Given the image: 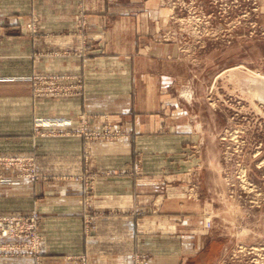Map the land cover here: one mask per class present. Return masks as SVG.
<instances>
[{
    "label": "rangeland",
    "instance_id": "obj_1",
    "mask_svg": "<svg viewBox=\"0 0 264 264\" xmlns=\"http://www.w3.org/2000/svg\"><path fill=\"white\" fill-rule=\"evenodd\" d=\"M13 5L0 15V81L28 91L21 110L34 111L22 118L31 146L0 154V189L19 206L0 214V258L90 264L76 251L78 224L86 239L95 218L118 213L133 225L125 264H264V100L248 80L264 76V0ZM15 52L24 57L5 63ZM92 74L107 79L110 102L99 93L85 106ZM72 100L79 110L64 113ZM125 179L128 207L95 205ZM68 202L75 234L66 254L53 253L50 220L65 210L51 204ZM151 231L166 235L159 253L140 240Z\"/></svg>",
    "mask_w": 264,
    "mask_h": 264
},
{
    "label": "crops",
    "instance_id": "obj_2",
    "mask_svg": "<svg viewBox=\"0 0 264 264\" xmlns=\"http://www.w3.org/2000/svg\"><path fill=\"white\" fill-rule=\"evenodd\" d=\"M15 0L13 1V3ZM13 3H6L3 0H0V15L11 18L10 12L8 10L10 9L11 6H14ZM6 38V37H5ZM16 57L17 59H21L24 57L21 52H15L12 55H6L4 56V61L5 63H10L11 58L13 59ZM31 60H27L25 63H31ZM101 75L97 74H92L87 76L86 82V90H87V99L85 102V106L88 104V100L91 98L95 99L97 96H99V93L101 92V82L105 81L107 79H100ZM2 92V93H1ZM28 94V91H22L20 88V84L17 82H11V81H0V154L4 153H13L14 155H17L21 152V147L25 146L30 147L32 144V139H31V133H29L28 128H30V124L27 127V132L22 131V118H25V116H28L29 120V115H33V111L31 112L32 108H28L27 110H21L20 106V101L23 99L21 98L23 95ZM104 94H108L104 95ZM103 96H106L110 102L111 100V95H109V92L107 91L104 93ZM98 98V97H97ZM96 98V99H97ZM65 108H64V113H67L68 111H73L77 112L79 110L77 109V103L72 101H67L64 102ZM63 104V103H61ZM86 110V107H85ZM101 110L98 109L96 111ZM107 110V109H104ZM26 119V118H25ZM25 123V122H24ZM29 123V122H27ZM68 141L69 139H65ZM70 143V142H69ZM78 143V142H77ZM71 144H76V142H71ZM25 147V148H26ZM65 147L67 149L71 148V145L65 144ZM68 151V150H67ZM62 152V153H56L58 155H46L49 158H53L54 156L56 159L60 158V156L64 155L65 153L68 154V152ZM9 155V154H8ZM69 155V154H68ZM40 159H43V157H40ZM45 159V157H44ZM52 160V159H50ZM126 179L121 180V185L122 187L118 190L117 187L108 188L107 190H101L104 188H99L97 190V193L103 192L104 194H108V197L110 198L109 200L104 201V204H101L98 200L95 201V205H99V207L102 210H110V209H115V203H116V208L117 205L123 207H128L130 202L132 203L130 197L128 196L129 192H132V187L128 186L126 184ZM110 186V185H109ZM116 188V192L114 191ZM3 191V192H2ZM119 193L118 196L116 197V193ZM114 194L113 198L112 195ZM17 195L15 192H5V188L0 189V214H13L17 213V208L19 206L15 205V200L18 198H15ZM115 200H118L115 201ZM118 203V204H117ZM69 204V202H68ZM53 209H62L65 210V213H63L62 218L56 219L55 217L52 218L50 221H58L52 223V227H50V231L48 232V236L46 237L47 243L49 246L51 245H57V247H52L55 252L53 253H64L66 254V249L67 243L69 240V236L67 233H73L74 231L67 230L66 224H67V216L69 215L67 213L73 212L71 204L67 206L66 208H63L64 206H59L56 205L55 207L53 204H51ZM110 208V209H109ZM73 220L74 218H71ZM77 220V218H76ZM78 221V220H77ZM157 221V219H156ZM162 221V220H158ZM164 221V220H163ZM171 223V222H170ZM144 222L140 224V229L143 228ZM93 228H92V233L89 235V237L82 238L81 239V234L79 231V224H78V229H77V234L73 236V238L77 241V252H86L87 255L90 257V264H125L123 261V258L127 253L129 252L130 248V243L132 244V230H133V225L131 224L129 218L127 216H124L122 214H101L98 218H95L93 221ZM148 232V231H147ZM152 231L148 234L142 235L141 241L145 244H151L153 248V252L158 251L159 253V248L165 246L166 244V235L163 234V231H158L156 236H150ZM155 239H154V238ZM59 245V246H58ZM107 247L108 251H103L100 250V248ZM87 250V251H86ZM161 257L164 258L162 255L158 254L157 259H160ZM2 260V261H1ZM8 261L9 263L16 264L19 261H17L16 257L14 258H7L2 259L0 258V264L2 262Z\"/></svg>",
    "mask_w": 264,
    "mask_h": 264
},
{
    "label": "bare ground",
    "instance_id": "obj_3",
    "mask_svg": "<svg viewBox=\"0 0 264 264\" xmlns=\"http://www.w3.org/2000/svg\"><path fill=\"white\" fill-rule=\"evenodd\" d=\"M239 66H241V65H239ZM236 67V66H235ZM244 68V67H243ZM244 72V71H243ZM222 74V73H221ZM254 76H253V78L252 77H249L248 78V80L249 79H251L250 80V82H254L253 84H254V86H256L257 88H256V92H252V94H253V96H258V98H260V99H263L264 100V81H262L263 83H258L259 81H261V80H264V76L263 75H260L259 73H252ZM239 79V78H238ZM240 80H242V78L241 79H239V81ZM186 98V97H185ZM249 98V97H248ZM252 100V99H251ZM253 102V101H252ZM257 103V102H256ZM254 105V104H253ZM257 108V107H256ZM255 108V109H256ZM243 172V171H242ZM242 176H244V175H242ZM243 180V179H242ZM245 180V179H244ZM246 181V180H245ZM245 181H241V182H244L245 183ZM246 184H248V182L246 183ZM243 186V185H242ZM245 186V185H244ZM251 187H252V185H251ZM243 188V187H242ZM245 189L247 188L246 186L244 187ZM248 190H249V188H248ZM252 189H250V191H251Z\"/></svg>",
    "mask_w": 264,
    "mask_h": 264
},
{
    "label": "built area",
    "instance_id": "obj_4",
    "mask_svg": "<svg viewBox=\"0 0 264 264\" xmlns=\"http://www.w3.org/2000/svg\"><path fill=\"white\" fill-rule=\"evenodd\" d=\"M11 231H12V229H11V228H9V233H11Z\"/></svg>",
    "mask_w": 264,
    "mask_h": 264
}]
</instances>
